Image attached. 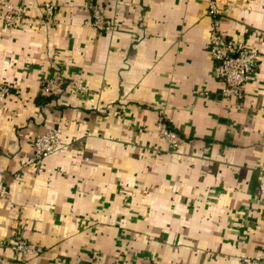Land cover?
Returning a JSON list of instances; mask_svg holds the SVG:
<instances>
[{
    "label": "crops",
    "instance_id": "obj_1",
    "mask_svg": "<svg viewBox=\"0 0 264 264\" xmlns=\"http://www.w3.org/2000/svg\"><path fill=\"white\" fill-rule=\"evenodd\" d=\"M216 1L258 55L240 97L221 95L209 0H0V264H23L17 236L41 249L27 264H264V0Z\"/></svg>",
    "mask_w": 264,
    "mask_h": 264
},
{
    "label": "built area",
    "instance_id": "obj_2",
    "mask_svg": "<svg viewBox=\"0 0 264 264\" xmlns=\"http://www.w3.org/2000/svg\"><path fill=\"white\" fill-rule=\"evenodd\" d=\"M45 10L47 14H51L55 8L52 3H46ZM4 8V22L12 27L13 19L18 14L16 9L10 4H3ZM87 7V4L85 5ZM93 10L95 28L102 30L111 27L103 18L101 11L96 7L89 5ZM217 1L209 0V14L213 17L211 25V33L209 37V51L213 60L217 75L222 80L223 86L221 95L224 97L243 95L245 86L249 82L257 62V53L247 49L238 40L224 36L218 24V10ZM63 78L60 74L45 78L42 82L41 91L44 94L53 93L59 90L63 85ZM81 83V84H80ZM74 86L77 90H83L82 81L75 80ZM76 90V89H75ZM10 89L7 85H0V103L9 95ZM157 128L160 135L171 146L175 147L178 144L176 133L169 129L163 120L157 123ZM58 141V130H53L46 135L37 136L33 145L37 152V160L49 155L56 148ZM14 249L21 255L23 264H27V257L36 256L40 253V247L29 245L23 238L17 236L13 242Z\"/></svg>",
    "mask_w": 264,
    "mask_h": 264
},
{
    "label": "rangeland",
    "instance_id": "obj_3",
    "mask_svg": "<svg viewBox=\"0 0 264 264\" xmlns=\"http://www.w3.org/2000/svg\"><path fill=\"white\" fill-rule=\"evenodd\" d=\"M76 79H78V81H80V80L82 81V84H83L84 89H85V85H84L83 79H82L81 77H79V76L73 80V85H72L71 88H72V89H77V88L74 86V83H75V80H76ZM80 84H81V83H80ZM4 100H5V98L3 99L2 103H0V107L3 106Z\"/></svg>",
    "mask_w": 264,
    "mask_h": 264
},
{
    "label": "trees",
    "instance_id": "obj_4",
    "mask_svg": "<svg viewBox=\"0 0 264 264\" xmlns=\"http://www.w3.org/2000/svg\"><path fill=\"white\" fill-rule=\"evenodd\" d=\"M52 94H53V93H52ZM48 98H50V95H49V96H46V97H44V98H42V99H43V100H44V99L47 100Z\"/></svg>",
    "mask_w": 264,
    "mask_h": 264
}]
</instances>
